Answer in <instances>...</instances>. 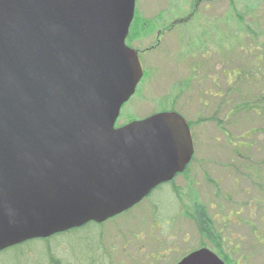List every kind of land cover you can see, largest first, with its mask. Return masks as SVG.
Masks as SVG:
<instances>
[{"label":"water","instance_id":"95a60500","mask_svg":"<svg viewBox=\"0 0 264 264\" xmlns=\"http://www.w3.org/2000/svg\"><path fill=\"white\" fill-rule=\"evenodd\" d=\"M135 10L0 0V253L118 217L191 161L175 112L116 127L144 77L126 45ZM178 264L225 263L203 248Z\"/></svg>","mask_w":264,"mask_h":264},{"label":"rangeland","instance_id":"374dc122","mask_svg":"<svg viewBox=\"0 0 264 264\" xmlns=\"http://www.w3.org/2000/svg\"><path fill=\"white\" fill-rule=\"evenodd\" d=\"M163 12L166 19H191L185 36L206 45L196 55L209 61L194 85L183 88L187 57L170 59L162 50L143 55L147 78L123 106L116 127L170 111L164 103L178 99L173 109L191 122L195 140L193 175L178 178L171 194L154 193L153 211L145 199L102 225L5 250L0 264H178L202 248L225 264H264V117L239 110L258 101L264 87V0H137L131 36L138 23ZM179 31L167 42L174 56L181 52ZM196 213L206 217L205 232Z\"/></svg>","mask_w":264,"mask_h":264},{"label":"flooded vegetation","instance_id":"af4514ba","mask_svg":"<svg viewBox=\"0 0 264 264\" xmlns=\"http://www.w3.org/2000/svg\"><path fill=\"white\" fill-rule=\"evenodd\" d=\"M195 1H197L199 4L202 3L198 0H195ZM194 10H196V9L194 8ZM165 14H166V12H163L162 15L161 14L156 15L155 19H149V20L145 19L143 22L138 23L136 25V29H135L137 31L135 33H133L131 36V29L135 23V18H136L135 17L134 21L130 27V32H129V35H128L127 40H126V45L129 48H131L132 50L137 52V54L140 58V61H142L143 55H146V56L152 55L153 56V54L155 55V53L160 52L161 50L164 51L170 59L182 60V59H184V57H187L189 59L190 63L186 62V64L182 67V70L184 69L183 74L185 75V81L183 83V88L184 87L186 88L188 86L194 85L193 80H194L196 74L198 73V70L201 69V64L208 63V61H209V58H207L206 56L202 57V59H201L200 57H197L198 55H196L197 54L196 51L207 50L206 45L203 44V46H197L199 44V39H194L192 37L185 36L186 31L184 30V28H187L190 25L191 19L184 18V17L182 19H177V20L170 19V18L166 19V18H164ZM177 31H179L178 32L179 37H178L177 44H179L181 52L179 53L177 50L178 54H176V56H174L173 51L170 50V48L167 45V42H170V41H168V39L171 36H173V33L177 32ZM184 38H185L186 42L184 41ZM147 43H149V44L146 45ZM184 52H186V53H184ZM193 60H195V61H193ZM196 62H197V64H194ZM229 74L230 73H228V75ZM144 78H147V73L145 71H144V77L141 80V82L144 80ZM213 83H215V81H213ZM177 102H178V99H175V98L171 99V100L167 99L166 103H164V104L167 106L171 105L172 109L170 111L160 112L159 114L167 113V112H176L183 117V119L187 122L188 127H189L190 132H191V136H192V140H193V144H194V154L191 158V161L187 164V166L185 167V169L182 173L176 175L172 181L158 186L146 198L147 200L149 199L148 202H149V204L152 205L150 207L152 209V211L154 210L153 204L155 203V206L157 204L156 202L150 200L154 193L158 192L161 189H168L169 194H171L170 188H169L170 185H172L178 178L189 177L190 174L192 173L191 167L194 163V158H195V140H194V136L192 133L191 122L186 117H184V115H182L180 112L173 109ZM192 175H193V173H192ZM174 193L177 195L179 200L182 199V195L180 194V191H177L176 189H174ZM132 210H130V211H132ZM129 212H126V213L121 214V215H126ZM152 214H154V213L152 212ZM159 215H161V212L159 213ZM196 215H199V213H196Z\"/></svg>","mask_w":264,"mask_h":264},{"label":"trees","instance_id":"16d2710c","mask_svg":"<svg viewBox=\"0 0 264 264\" xmlns=\"http://www.w3.org/2000/svg\"><path fill=\"white\" fill-rule=\"evenodd\" d=\"M264 47V46H263ZM261 57H263L262 55H257V56H255V58L256 59H258V60H262V58ZM257 66H259V64L258 65H256L255 67H257ZM260 67V66H259ZM252 87L253 86H249V88L250 89H248L249 91H248V93L249 94H251L253 91L251 90L252 89ZM261 92H260V95H259V100L258 101H256V102H254V103H252L251 102V104H250V101H249V103H248V105H247V108H240L239 110H251V111H256L257 113H254L255 115H257V116H260V117H264V87L260 90ZM260 97H263L262 99H260ZM257 99V98H256ZM255 99V100H256ZM254 100V101H255ZM261 102V104H259ZM207 220H206V217H205V215H203L202 213L201 214H199V215H197V217H196V222L198 223V227H199V229H200V231H202V232H205L207 229H208V227L207 226H205V222H206ZM90 224H92V223H90ZM95 224V223H94ZM89 225V224H88ZM86 227H87V225H86ZM74 231V230H73ZM57 237V236H56ZM52 241V238H50V239H48V240H35V242H44V243H47V242H51ZM29 243H32V242H29ZM29 243H24V245L22 244V245H19V246H17V247H15V248H11V249H8V250H14V251H19L22 247H24L25 245H27V244H29ZM218 254L220 255V256H222V254H221V252L219 251L218 252Z\"/></svg>","mask_w":264,"mask_h":264}]
</instances>
